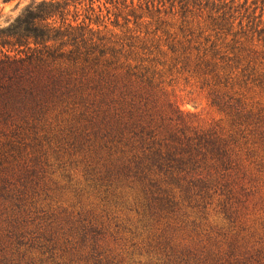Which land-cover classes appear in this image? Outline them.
I'll return each instance as SVG.
<instances>
[{
    "label": "trees",
    "instance_id": "obj_1",
    "mask_svg": "<svg viewBox=\"0 0 264 264\" xmlns=\"http://www.w3.org/2000/svg\"><path fill=\"white\" fill-rule=\"evenodd\" d=\"M73 2L33 1L0 27V138L9 129L33 151L20 164L17 150L0 176V264H208L206 247L176 244L183 228L173 222L215 196L227 214L254 181L264 106L249 92L264 93V0H110L129 11L127 24H145L129 44L67 22ZM166 67L207 91L229 126L203 127L171 103L160 110ZM50 110L71 112L58 134L89 152L86 182L101 211L53 205L67 188L46 180V154L35 150L50 140L41 136ZM130 199L152 241L146 261L119 238L137 226L116 216L133 210Z\"/></svg>",
    "mask_w": 264,
    "mask_h": 264
},
{
    "label": "rangeland",
    "instance_id": "obj_2",
    "mask_svg": "<svg viewBox=\"0 0 264 264\" xmlns=\"http://www.w3.org/2000/svg\"><path fill=\"white\" fill-rule=\"evenodd\" d=\"M33 1L40 0H11L9 2L0 0V20L7 26L9 20L16 18L25 6ZM135 2L137 3V0ZM115 13L120 16L115 17ZM128 14L129 11L125 8L120 7L119 10H116L110 4V0H95L92 6L88 1L75 0L71 3L69 15L66 18L67 22L88 27L96 33V38L103 37L106 40L110 37L112 40L121 38L125 44H129L127 38L130 35L139 34L137 33L139 31L145 32V24L140 21L138 22L139 26L136 27L133 18H131L130 24H127L125 18ZM59 22L60 20H58ZM113 35H116L117 38ZM125 49H129V47L125 46ZM14 54L12 53V55ZM155 55L157 53L154 52ZM165 71L166 74L163 77L165 89L160 110H167V103H171L172 109L170 110H179L195 116L194 120L203 127H209L216 123L229 126L226 115L211 104L208 92L202 90L199 84L187 80L185 76L178 74L175 70L170 72L166 67ZM249 96L264 106V93L261 88L252 87ZM61 112V110H50L47 123L50 124V127L48 125L46 133H41L42 137L48 133L50 140L42 141V147L35 149L46 154L45 158L48 160V165L45 168L46 180L48 182L53 180L61 187L67 188L62 197L58 198V203L54 202L53 205L101 211L106 208V203L102 202L97 193L91 191V187L86 182L84 158L89 152L87 149L81 152L74 149L69 145L66 133L63 136L58 134L59 130H65L72 120L71 112ZM4 128L6 127L2 123L1 129ZM3 134L7 137L1 136L0 138V176L7 170L13 169V163L15 164V160L20 158L18 157L19 150H21L20 164L28 163L33 158L32 149L27 147L25 150V146H28L30 141L19 144L15 138L10 136L9 129H6ZM96 149H99V145L92 148V151ZM259 154L262 158H258L257 166H254V181L247 186L249 187L247 193L236 196L237 200H233L227 206V214L223 206L220 205L223 200L219 196L204 202L200 209L185 208L184 212L188 214L189 218L185 219L179 216L182 222L179 221L180 224L173 222L175 226L179 225L183 228L176 241L177 245L181 244L183 247L193 244L194 249L198 252L206 247L204 256L209 259L208 264H225L230 253L235 255V261L238 264H264V150H260ZM68 176L71 177V180L67 178ZM76 190L77 192L84 190L83 197L79 200L74 196ZM130 205H132V211L129 210L130 207L128 210L116 213V216H120V222H127L129 219L137 226L128 225L129 228H132V232L121 230L119 238L124 252H136L135 255L140 258L139 260L146 261L149 258L148 254H151L147 245L152 241L148 239L149 234L139 225L140 216L134 210L135 206L131 199ZM193 222L196 223L195 226L192 225ZM233 244L234 246L231 247ZM211 245L214 246L211 250L213 254L209 256L207 251L211 249ZM198 256L201 257V253Z\"/></svg>",
    "mask_w": 264,
    "mask_h": 264
},
{
    "label": "clouds",
    "instance_id": "obj_3",
    "mask_svg": "<svg viewBox=\"0 0 264 264\" xmlns=\"http://www.w3.org/2000/svg\"><path fill=\"white\" fill-rule=\"evenodd\" d=\"M6 25L3 23L2 20H0V27H5Z\"/></svg>",
    "mask_w": 264,
    "mask_h": 264
}]
</instances>
